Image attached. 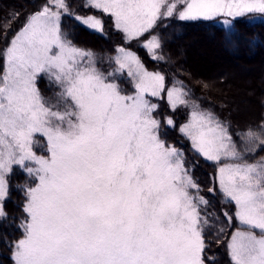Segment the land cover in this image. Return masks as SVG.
<instances>
[{
	"label": "snow or ice",
	"instance_id": "6c2138e0",
	"mask_svg": "<svg viewBox=\"0 0 264 264\" xmlns=\"http://www.w3.org/2000/svg\"><path fill=\"white\" fill-rule=\"evenodd\" d=\"M178 2L181 20L264 15V0H87L84 6L109 14L131 40L161 16H172ZM68 11L66 0H47L3 53L0 200L13 164L38 165L27 168L38 183L26 191L23 238L14 243V264H214L203 255L209 220L200 206L208 201L199 196L178 150L159 138V122L152 115L156 105L145 99V93L164 91V76L147 72L133 53L118 49L115 71L128 68L135 80L134 94H124L112 82L114 72L101 71L91 53L61 38V15ZM75 19L102 30L94 16ZM144 46L151 51L160 43L152 36ZM41 73L60 88L48 100L36 87ZM179 92L168 90L169 99H179ZM258 128L245 136L264 146V122ZM181 132L207 160L243 159L210 113L193 111L192 123ZM35 133L47 138L48 156L32 152ZM218 171L221 191L246 226L228 243L231 262L264 264V162L229 163Z\"/></svg>",
	"mask_w": 264,
	"mask_h": 264
},
{
	"label": "trees",
	"instance_id": "16d2710c",
	"mask_svg": "<svg viewBox=\"0 0 264 264\" xmlns=\"http://www.w3.org/2000/svg\"><path fill=\"white\" fill-rule=\"evenodd\" d=\"M46 2L47 0H0V75L4 71L3 53L7 42L11 40L10 37L23 28L28 18L41 10ZM70 6L76 13L94 11L90 7H84L83 0H77ZM104 20V29L112 36L114 27L106 24V19ZM159 20L154 30L158 31L163 42L166 61L158 64H161L166 72L169 71L170 79L166 85L169 87L173 84V75L180 77L182 84L191 88L193 95L203 104L207 99L206 108L227 126L242 160L247 163L264 162V146L259 140H249L245 136L249 129L259 132L258 125L264 122V17L251 20L242 16L235 18L230 26L222 23L221 17L194 21L177 18H167L160 22ZM64 27L67 36L76 45L104 50L109 44L108 36L102 40V35L81 26L80 22L70 16L64 18ZM194 34H204L216 39L220 44L224 41L232 42L234 45L228 51H223L228 62L218 60L213 71L210 70L214 64L213 66L209 64L202 73L203 64L200 57L196 55L194 47L184 42L186 37ZM137 50L145 64L152 68L154 60L150 54L146 53L143 47ZM186 57L189 58L187 62L183 59ZM184 110L183 105L171 110L163 99L159 103L158 114L164 117L165 113H169L177 120L176 112ZM260 135L264 140V133ZM196 163L199 164V171L202 169L207 171L205 166L215 165L213 162L200 164L199 158H196ZM8 181L9 198L3 205L4 215L0 218V264H14L12 259L14 243L23 235L21 224L26 218L23 212L26 200L24 189L31 183L29 178L22 179L18 170H14ZM216 197L208 199L210 208L222 203L220 196ZM215 218H211L212 221L209 220L205 228L210 241L203 255L214 261V264H228V257H217L213 254V251L221 249L217 244L224 239V231L221 232V228H224Z\"/></svg>",
	"mask_w": 264,
	"mask_h": 264
},
{
	"label": "rangeland",
	"instance_id": "374dc122",
	"mask_svg": "<svg viewBox=\"0 0 264 264\" xmlns=\"http://www.w3.org/2000/svg\"><path fill=\"white\" fill-rule=\"evenodd\" d=\"M77 0H66V3L68 5L69 11L68 13H62L61 15V20H60V29H61V38L63 40H66L71 43L72 46L79 48L81 50H84L86 52H89L92 54V58L96 61V66L101 70L104 71L105 73L107 72H114V79L112 82L116 83L122 92L124 94L132 95L135 92V80L133 77L128 75V68H125L119 72H116L115 70L119 67L115 63V59L120 53L118 52V49H125L127 52L133 53L140 63L143 65L144 70L150 73H159L160 75L164 76V91H162L158 96H151L149 93H145V99L149 100L152 104L156 105L155 110L153 111L152 115L153 117L159 122V128H158V136L159 138L165 143L166 146H170L172 148H175L178 150V152L181 154L183 162H184V167L188 170L189 175L192 177L193 181L199 185V196H202L206 201H208L207 206H200V211L202 216H206L208 220L215 219L220 223L224 229V239L217 245L221 248L220 250H215L213 251V254L217 257L221 256L223 258L228 257V264H232L230 256H229V249H228V243L231 241L232 235L240 230L244 231L246 230V226L242 225L238 219L235 217V211L236 207L234 202L230 203L224 196L223 192L221 191L220 188V183H219V168L225 166L226 164L229 163H243L244 161H233L231 159H226V158H221L220 161H211L207 160L197 149L193 147V141L191 137L186 134L185 132H181V128L185 125H190L192 123V113L193 111L197 112H203V113H210L212 116L216 118L220 122V119H218L214 113L209 111L206 106H207V99L205 100L204 104L201 102L197 97L193 95V90L189 87H185L182 83V80L180 77H178L176 74L173 75V84L171 86H167L166 82L169 78V71H165L163 66L159 63H162V61H166V57L164 54V49H163V42L161 40L160 35L158 34V31H155L156 24L158 23L157 21H165L167 18H177L179 19L178 16V11L182 10L183 5L181 3H177V11H174V14L172 16H161L156 22V24L153 26L152 29H149L148 32L144 33L141 37L135 38V39H126L125 38V33L117 29L115 26L114 18H112L109 14H105L102 11L92 8L94 11L93 13H76L73 11L70 5H73ZM168 3H171L172 0H167ZM87 3V0H83V5ZM85 7V6H84ZM40 10V9H39ZM166 11V5H163L161 7V13ZM98 12V14H97ZM36 13V12H35ZM33 15V14H32ZM66 16H70L75 19L76 16L80 17H88V16H94L97 19L101 21L102 25V30H94L98 32L97 34L102 35V40L103 38H109V44L106 49L104 50H96L93 48H90L88 46H81V45H76L75 42H72L71 39L67 36L66 32L64 30V18ZM216 17H221V22L224 23L227 26L231 25V22L235 18L239 17H231L227 15H219ZM214 17V18H216ZM243 17H247L248 19L251 20H257L260 18H263L264 15L260 14H246ZM106 19V24L112 25L114 28V34L111 36L110 34H107V32L104 29V24ZM196 20H202L201 19H196ZM205 20V19H203ZM210 20V19H207ZM188 21H194V20H188ZM22 29V28H21ZM21 29L15 33L14 36L10 37L11 40L7 42V45L4 49L6 50L7 47L10 46L12 39L21 31ZM90 29V28H89ZM67 31V30H66ZM106 34H105V33ZM175 32V31H173ZM198 33V32H195ZM152 36H155L157 40L160 43V47L154 50H149L147 47H145V43L151 39ZM105 40V39H104ZM184 42L186 44L191 45L195 49V53L198 57H200V61L202 66V73L205 68L208 67L210 64L211 66H214L211 68L210 71H213L216 68L215 62L219 60V62L224 61L227 63L228 61L225 59L224 55L225 53L223 51H228L234 44L229 41H224L223 44H220L216 39H211L204 34H194L190 35L189 38H185ZM144 48L146 50V53L150 54V56L153 58V66L152 68H149L143 58L142 55L138 52L137 49L139 48ZM222 48V49H221ZM159 57H162L159 58ZM184 61H189L188 57L183 58ZM5 64V62H4ZM168 73V74H167ZM211 72H209L210 74ZM36 87L40 92V95L45 99L48 100L50 98L54 97L55 93H58L60 91L59 85L56 84L53 80H50L49 77L46 74H39L36 80ZM179 89L180 92L178 93L179 99H182L184 103H180L179 99H177V96L174 95L172 100L169 99L168 97V90L171 89ZM164 99L165 102L168 103L169 107L171 110L179 107L180 105H183L185 108L184 111H178L176 112L177 114V120H175L174 116L170 115L169 113H165L164 117H161L158 114L159 110V103L162 102ZM202 103V105H201ZM166 115V117H165ZM164 118V119H163ZM171 120L172 124H169L168 121ZM222 125H224L222 122H220ZM224 127L227 129V126L224 125ZM172 131V133H171ZM191 131L195 132L196 129H191ZM227 134L231 136L228 132L227 129ZM233 141V140H232ZM31 150L33 153H35L36 156L38 157H46L49 155L47 152V138L42 136L40 133H35L33 135V143L31 145ZM196 158H199V163H214L215 165H212V167H207V171L204 169V171L200 170L199 171V164L196 163ZM207 161H205V160ZM257 163V162H256ZM38 165L35 164L33 161L26 160L24 162V165H17L13 164L12 165V171L10 173H7L5 175V181L7 184V194L4 197L3 200H0V208L3 210V205L9 198V191H10V183L8 181V178L11 174H13L14 170H18L20 176L22 179L28 178L31 180V183L29 185L25 186V204L27 202V196H26V191L29 187H35L36 184L38 183V179L34 174H29L27 171V168H33L36 169ZM199 172V173H198ZM216 176V179H215ZM197 177H201V179H198ZM199 181V183L196 181ZM211 189V191H209ZM193 195L196 194L195 190H191ZM216 195H219L222 203L218 206H215L213 208H210V200L212 197H216ZM217 198V197H216ZM4 213V210H3ZM227 213V215H225ZM3 216V215H2ZM0 216V218L2 217ZM229 217H231V221L229 220ZM212 218V219H211ZM222 229V228H221ZM256 234L259 235V230H256ZM23 238V235L22 237ZM20 238V239H21ZM210 241V237L208 236V233L205 232V244L207 247V243Z\"/></svg>",
	"mask_w": 264,
	"mask_h": 264
}]
</instances>
